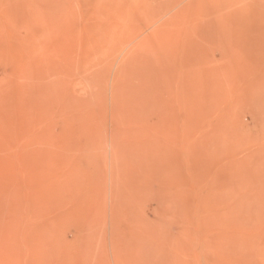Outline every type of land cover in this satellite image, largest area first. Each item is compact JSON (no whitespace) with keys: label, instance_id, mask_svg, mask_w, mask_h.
Segmentation results:
<instances>
[{"label":"rangeland","instance_id":"374dc122","mask_svg":"<svg viewBox=\"0 0 264 264\" xmlns=\"http://www.w3.org/2000/svg\"><path fill=\"white\" fill-rule=\"evenodd\" d=\"M0 264H264V0H0Z\"/></svg>","mask_w":264,"mask_h":264},{"label":"bare ground","instance_id":"6f19581e","mask_svg":"<svg viewBox=\"0 0 264 264\" xmlns=\"http://www.w3.org/2000/svg\"><path fill=\"white\" fill-rule=\"evenodd\" d=\"M206 1H207V0H206ZM219 5H221V3H220ZM217 6H218V5H216V6H212L211 8H205V7H204V8H205L206 10H208L209 14H211V13H210V10H212V11H213V10H216V9H217ZM202 7H203V6H202ZM221 7H222V6H221ZM205 9H204L203 11H205ZM208 12H207V13L204 12V13L208 14ZM214 12H215V11H214ZM219 16H221V14H220ZM216 18H217V17H216ZM223 19H224V18H223ZM223 19H222V20H223ZM215 20H216V19H215ZM224 20H225V19H224ZM216 22H218V20H217ZM216 22H215V23H216ZM218 23H219V22H218ZM218 23L216 24L217 26H218ZM222 23H223V21H222ZM219 24H220V23H219ZM220 25H221V24H220ZM218 27H219V26H218ZM219 28H220V27H219ZM199 30H200V29H199ZM206 30H207V29H206ZM218 30H219V29H218ZM219 32H220V31H219ZM217 38H218V39H219V38L221 39L222 37H217ZM220 39H219V40H220ZM222 39H224V38H222ZM222 39H221V40H222ZM219 40H218V41H219ZM220 42H221V41H220ZM220 44H222V43H220ZM223 46H224V45H223ZM183 48H184V47H183ZM229 50H230V49H229ZM230 51H231V50H230ZM227 53H228V52H227ZM234 53H235V51H234ZM240 53H241V52H240ZM183 54H184V53H183ZM183 54H182V55H183ZM232 54H233V53H232ZM244 54H245V53H244ZM233 55H234V54H233ZM185 56H186V53H185ZM185 56H184V57H185ZM198 56H199V55H198ZM175 57H176V54H175ZM189 57H190V56H189ZM236 57H237V56H236ZM246 57H247V56H246ZM243 58H245V57H243ZM190 59H191V58H190ZM237 59H238V58H237ZM241 59H242V57H241ZM245 59H246V58H245ZM187 61H188V59H187ZM236 61H238V60H236ZM199 70H200V69H198V74H199ZM189 72H190V71H189ZM201 72H202V71H201ZM186 73H187V72H186ZM193 73H194V72H193ZM188 74H189V73H188Z\"/></svg>","mask_w":264,"mask_h":264}]
</instances>
